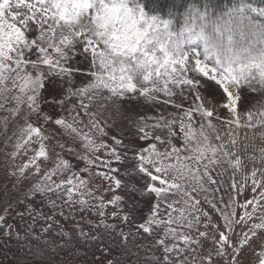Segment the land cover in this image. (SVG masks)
I'll return each instance as SVG.
<instances>
[{"label": "snow or ice", "instance_id": "6c2138e0", "mask_svg": "<svg viewBox=\"0 0 264 264\" xmlns=\"http://www.w3.org/2000/svg\"><path fill=\"white\" fill-rule=\"evenodd\" d=\"M249 13L264 17L243 0L168 18L145 0H0V247L30 264H264V22Z\"/></svg>", "mask_w": 264, "mask_h": 264}, {"label": "trees", "instance_id": "16d2710c", "mask_svg": "<svg viewBox=\"0 0 264 264\" xmlns=\"http://www.w3.org/2000/svg\"><path fill=\"white\" fill-rule=\"evenodd\" d=\"M145 2L148 10L161 15L163 18H168L169 12L182 16L191 4H196L201 10L207 7L210 12L216 14L239 4L240 0H145ZM243 2L258 10L264 9V0H243ZM249 14L254 16L256 20L264 22V17L256 16L255 13ZM17 223H19L20 227L24 226L23 222L18 221ZM18 251L25 252L27 248L25 245H18L14 242L0 247V264H19L15 260V255L18 254Z\"/></svg>", "mask_w": 264, "mask_h": 264}, {"label": "rangeland", "instance_id": "374dc122", "mask_svg": "<svg viewBox=\"0 0 264 264\" xmlns=\"http://www.w3.org/2000/svg\"><path fill=\"white\" fill-rule=\"evenodd\" d=\"M249 91H251V90H249ZM256 95L258 96V94H256ZM128 107L131 109H134V114H139L141 116H150V117H155V116L159 115L161 112L167 114V112L172 111V109L167 108V106H165L163 104L153 105V104H148V103H139L136 101L129 102ZM260 131H261V129L259 127L252 129V130H249V129H240L239 130L241 138H243L244 132L248 133V140L244 141V143H247L249 145V148L247 149V152H244L243 145H241L242 154L247 155L248 153H251L253 151V148H252L253 144H255L257 146L261 145L260 138L257 135ZM177 143H179V142L177 141ZM10 150H11V143H9V147L6 149L4 147V137L0 136V179L3 178V168L7 163L5 153L7 151H10ZM19 162H20V160L18 159L17 163H19ZM251 167H252V165L249 163L247 171H250ZM235 179H236L237 183L239 184L242 177L240 174H237ZM224 186H225V188L228 187L227 182L225 183ZM252 196H253V193L251 191V185L249 184L248 187H245L243 189V193H242V195L239 196V200L241 202H243L246 199H251ZM226 199H227V197H226ZM204 207L208 208L207 205H204ZM209 211H211V210L209 209ZM239 212H240V209L237 208V213L239 214ZM217 219H218V217H217ZM17 253L18 254L15 255L16 256L15 260H17L19 262V264H30V261L33 259V257L30 254H28L27 251H25V252L18 251ZM246 259H254L251 252L246 253Z\"/></svg>", "mask_w": 264, "mask_h": 264}]
</instances>
